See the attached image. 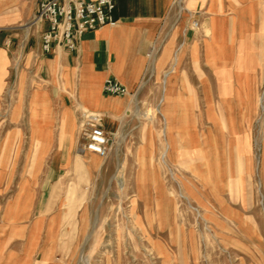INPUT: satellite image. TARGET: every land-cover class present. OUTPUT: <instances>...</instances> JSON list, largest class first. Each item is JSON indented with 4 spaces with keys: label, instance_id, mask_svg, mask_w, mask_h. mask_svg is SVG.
<instances>
[{
    "label": "rangeland",
    "instance_id": "rangeland-1",
    "mask_svg": "<svg viewBox=\"0 0 264 264\" xmlns=\"http://www.w3.org/2000/svg\"><path fill=\"white\" fill-rule=\"evenodd\" d=\"M239 30L237 56L258 68L244 76L254 91L246 114L231 105L240 76L225 58L217 74L204 62L201 104L187 56L182 105L165 106L171 57L161 77L146 75L106 159L81 153L78 139L66 169H35L37 148L5 138L18 123L1 95L0 262L264 264V25ZM18 78L12 69V105L29 95L14 89Z\"/></svg>",
    "mask_w": 264,
    "mask_h": 264
},
{
    "label": "crops",
    "instance_id": "crops-1",
    "mask_svg": "<svg viewBox=\"0 0 264 264\" xmlns=\"http://www.w3.org/2000/svg\"><path fill=\"white\" fill-rule=\"evenodd\" d=\"M114 2L116 26H104L84 34L73 52L63 46H53L51 53L43 54L41 36L47 25L29 26L38 12V0H0V96L2 105L9 96V105L17 113L13 122L18 123L5 138L25 139L34 145L35 154L42 160L36 163L37 170L66 169L65 156H71L77 145L81 111L98 114L105 132L120 133L124 118L132 115V99L142 89L146 75L161 77L171 57L176 67L166 80L164 90L167 96L174 91L176 101L171 102L165 94L162 99L165 106L182 105L175 91L187 89L183 65L188 57L195 68L197 102L202 104L198 93L205 83L204 62L217 74L215 65L221 58L232 60V73L240 76L231 88V105L246 114L254 102L253 88L244 76L256 74L258 68L237 56L236 44L245 39L239 28L264 25L263 0H181L180 4L179 0ZM192 20L199 23L198 30L190 28ZM240 59L243 60L239 62ZM12 69L19 77L14 89L23 95L29 94L27 98L16 99L13 105L10 94L6 95L12 88L7 81ZM109 78L125 87L129 95H106L103 84ZM206 84L205 90H208L210 87ZM206 101L211 105L212 97L207 96ZM51 154L63 158L47 161ZM88 161L91 165L96 162L93 158Z\"/></svg>",
    "mask_w": 264,
    "mask_h": 264
},
{
    "label": "built area",
    "instance_id": "built-area-1",
    "mask_svg": "<svg viewBox=\"0 0 264 264\" xmlns=\"http://www.w3.org/2000/svg\"><path fill=\"white\" fill-rule=\"evenodd\" d=\"M114 10V0H38V12L29 26L47 25L41 36L43 54L51 53L53 46H63L73 52L84 34L104 26L117 25ZM190 28L198 30L199 23L192 20ZM103 92L113 97L129 95L125 87L111 78L105 80ZM116 134L104 131L98 114L81 111L78 130L81 153L106 159L112 151L114 140H117Z\"/></svg>",
    "mask_w": 264,
    "mask_h": 264
},
{
    "label": "bare ground",
    "instance_id": "bare-ground-1",
    "mask_svg": "<svg viewBox=\"0 0 264 264\" xmlns=\"http://www.w3.org/2000/svg\"><path fill=\"white\" fill-rule=\"evenodd\" d=\"M181 3V0H179V4ZM262 101V100H261ZM262 108H264V106H262Z\"/></svg>",
    "mask_w": 264,
    "mask_h": 264
}]
</instances>
